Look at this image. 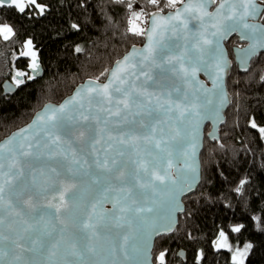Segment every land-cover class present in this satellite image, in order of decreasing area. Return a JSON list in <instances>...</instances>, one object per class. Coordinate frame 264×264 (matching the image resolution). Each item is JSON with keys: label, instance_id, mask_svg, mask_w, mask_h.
<instances>
[{"label": "water", "instance_id": "95a60500", "mask_svg": "<svg viewBox=\"0 0 264 264\" xmlns=\"http://www.w3.org/2000/svg\"><path fill=\"white\" fill-rule=\"evenodd\" d=\"M192 2L195 4L197 0ZM223 2L209 0L204 6L215 14ZM189 3L190 0H183L175 9L156 14L175 15L177 9L182 10ZM257 3L261 2L257 0ZM228 7L225 4V15ZM261 7L264 9V4ZM263 12L255 19L249 17L246 22L258 28L264 26L260 20ZM196 15L185 13L187 28L178 24L175 32L170 29L164 35L154 60L141 64V57H136V68L131 70L135 71V76H129L125 84L116 81L109 89L111 103L95 93L77 97V92L88 86L108 84L118 62L123 61L133 48H146V36L142 44L131 46L115 61L105 80H85L61 102L46 103L27 124L0 141V145L12 141L9 145L12 151L5 149L0 154V164L4 165L0 172L7 174L3 179L10 181L4 184V199L0 203V218L4 221L0 224V264H155L156 240L177 229L179 217L186 210L184 199L195 193L201 182V153L206 136L212 142L220 141L225 111L231 104L227 78L232 63L226 43L235 36L239 38L241 45L233 47V54L241 73L249 72L252 60L264 54V48L257 46V54L248 57L254 44L264 43V28L253 32L243 28L242 24L227 20L223 22L227 35L220 38L211 36L215 29L209 27L207 38L213 40V44L205 46L204 60L209 65L213 63L217 54L215 42L219 40L226 59L223 80L217 81L220 86L216 87L208 72L201 71L198 80L204 88L190 85L183 78L180 63H169L168 58L183 55L184 64L188 66L196 56L202 31ZM150 19L151 16L146 28L150 27ZM232 27H235L234 31ZM31 73L35 78L40 77L41 66L38 72L32 69ZM117 88L123 91H116ZM194 88L198 89L195 95ZM17 90L12 80L7 79L2 84L5 96H13ZM74 97L78 103L70 105L64 113H58L55 121L36 123L38 115L59 108ZM125 99L128 108L118 103ZM175 103H196L200 115L186 114L178 119L180 113L174 108ZM169 108L173 110L169 111ZM117 111L120 114L114 115ZM208 125L211 129L206 133ZM57 136L59 141L51 143ZM152 137L166 141L161 148L167 151L156 148ZM28 152L31 154H23ZM169 161L171 168H168ZM13 163L15 167H10ZM189 166L195 167L196 172L193 173ZM153 170L162 174L164 170L171 172L176 183L162 186L156 182L155 190L141 188L139 185L151 179ZM193 175L196 181L188 191L187 182ZM66 186H71V191L64 194ZM121 188L131 189L129 202L136 199L139 204L152 207L153 211L139 216L129 214L130 223L117 225L113 217L118 213L113 211V204L117 196L123 195L118 191ZM61 194L66 203L57 211L53 205H61ZM28 201L31 207L26 203ZM176 203L180 210L175 209ZM90 216L91 222L98 224L95 235L84 227ZM170 221L171 230H166ZM57 243L58 247L53 248ZM90 248L95 251H89ZM52 251L56 252L55 256L51 255ZM186 254L182 249L178 256L186 262Z\"/></svg>", "mask_w": 264, "mask_h": 264}, {"label": "trees", "instance_id": "16d2710c", "mask_svg": "<svg viewBox=\"0 0 264 264\" xmlns=\"http://www.w3.org/2000/svg\"><path fill=\"white\" fill-rule=\"evenodd\" d=\"M37 2L45 6L43 13L33 6L25 13L0 8V25L8 24L16 33L9 40L0 36V141L27 124L46 103L61 102L85 80H105L116 60L131 46L144 42V36L129 31L133 12L142 11L148 21L161 8L166 13L180 5L167 6L166 0L159 5L149 0ZM144 20L138 24L142 26ZM260 20L264 23V12ZM144 24L146 28L148 23ZM27 39L38 50L41 66V75L34 80H27L33 76L30 59L16 56ZM239 45L237 36L226 43L232 63L227 78L231 104L225 111L220 141L212 142L206 136L201 182L184 199L186 210L177 229L156 240L155 264H160L161 253L165 264H233L230 251H217L213 245L221 230L233 242H251L244 264H264V134L259 131L264 127V54L252 60L249 72L241 73L233 54V47ZM16 69L27 72L22 78L26 83L13 96H5L2 84L13 81ZM253 120L257 128L252 127ZM210 129L208 125L206 133ZM241 181L246 183L241 185ZM236 224L244 225L240 233L232 231ZM182 249L186 262L178 256Z\"/></svg>", "mask_w": 264, "mask_h": 264}, {"label": "snow or ice", "instance_id": "6c2138e0", "mask_svg": "<svg viewBox=\"0 0 264 264\" xmlns=\"http://www.w3.org/2000/svg\"><path fill=\"white\" fill-rule=\"evenodd\" d=\"M116 3L123 4L125 0H115ZM183 0H166L167 6L175 8L178 3H182ZM209 0H197V3H193L192 0H190V3L185 5L182 10L177 9L175 15H169V16H163V15H157L156 13L151 14L150 19V27L145 28L142 27L140 24L137 23V21L144 20V14L143 12H133L132 18L129 21L130 28L129 31L133 35L137 36H146L148 40V44L145 49L143 50H136L133 48L132 52L129 53L128 56H126L123 61L118 62L117 66L114 71L111 73V79L108 84L103 85L102 87H92L88 86L86 88H82L79 92H77V97H80L83 95L91 96L93 93L105 97L109 103H111L112 95L110 92V88L113 83L116 81H119L121 84L127 83V78L129 76H135V71H131L132 69L136 68V57H141L140 63L143 64L144 62L154 60L155 54L157 51V46L162 43L164 39V35L171 29L173 32L177 30V25H183V27L186 29L188 26V21L184 19V14H192L196 13V18L201 21V28L202 31L200 33L201 39L197 42L196 46V56L191 60L190 64L188 66H185L184 64V56H177V57H169L168 62L172 63L173 61H178L180 63V71L183 73V78L190 84V85H198L199 89H203L204 85L199 82L198 80V73L201 71L208 72L210 77L213 79V84L216 87H219L220 85L217 84V81L222 82L223 80V73L225 72V64L226 59L224 56L223 49L220 47L219 40L215 42L216 44V51L217 54L213 60V63L211 65L208 64L206 60H204V54L206 51L205 46H210L213 44V40L208 39V28L211 27L212 29H215V31L211 32L210 35L213 37H220L224 38L227 35L228 30L223 27V22L227 20H233L238 24H242V27L245 29H251L253 32L261 30V28H264V26H261L258 28L257 25L249 24L247 23V19L249 17L255 19L256 16L260 15L262 10L261 4H264V0H261V3H257V0H224L223 3L220 4L219 8L217 9L216 13L213 14L209 12L205 8V4L208 3ZM149 3L152 5H159L160 0H149ZM225 4H227L229 7L227 9V15L224 13ZM31 5L37 9L40 10L41 13L44 12V7L37 3V0H0V8H3L5 6L14 8L15 10H18L20 13H25L28 6ZM239 5V7H237ZM127 7L131 9L133 7V4L129 2L127 4ZM163 9L161 8V12ZM205 18H208V21H205ZM214 21V22H213ZM144 23H149V21L144 20ZM231 30H235V27H232ZM16 33L14 29L9 25H0V36L3 37L4 40H9L13 36H15ZM257 46L264 48V43L254 44L252 48L249 51L248 57L250 58L252 55H256V48ZM26 51L22 53L23 56H29L31 57V68L34 72H38L39 70V63H38V57L37 53L33 50V42L31 39H28L25 42ZM77 51H80L79 48H77ZM209 69H212V71H209ZM245 71H247V67L244 68ZM106 74V73H105ZM144 75H147V73H144ZM25 76L24 72H17L16 73V79H15V85L16 87H20L21 85H24L26 83V80L20 79L19 77ZM138 78V77H137ZM35 76H27V80H34ZM264 79V77H262ZM198 90L196 88L193 89V95H195V91ZM116 91H123L121 88H117ZM127 95V94H126ZM184 99H187V95L185 94ZM78 103L77 99L74 97L67 101L64 105H61L59 108L55 109H48V111L44 112L41 115H38L36 123H44L47 124L49 121H55L57 119L58 113H64L68 110L70 105ZM119 104H123L124 108H128V102L127 100H120L118 101ZM166 103H173L166 101ZM82 106V105H81ZM174 108L179 110V117L178 119L184 118L186 114H190L191 117H198L200 115L198 110V105L196 103H191L190 105H184L182 103H175ZM173 110L172 108H169V111ZM114 115H119V111L116 113H113ZM85 119H87L85 117ZM252 127L257 128L256 122L252 121ZM196 131L199 130V125H195ZM175 131V130H174ZM259 131L264 134V127H260ZM177 131V135H178ZM22 135V133L20 134ZM83 135V133H81ZM211 135V134H210ZM215 139V136H213ZM60 137H55L51 143L55 144L57 141H59ZM155 142V147L160 149L162 152L167 151L166 148H161V144L166 143L164 140H155V137L150 138ZM172 139H175L173 136ZM123 143V141H121ZM12 144V141H9L8 144L0 145V154H2L5 149H7L9 152L12 151V148L9 147V145ZM31 147V145L29 146ZM195 145H193V148ZM24 155H30L31 153H23ZM194 151L192 155H194ZM74 155V154H73ZM2 158V157H0ZM78 163V161H75ZM105 162V166H106ZM115 163V161L113 162ZM171 161L168 163V168H171ZM4 165L0 164V169H3ZM10 167H15V164L13 163L10 165ZM143 167V166H142ZM191 167V166H189ZM146 172L148 171L147 168L144 169ZM191 171L193 173L196 172L195 167H191ZM7 174L0 172V203L3 202L4 199V184L9 183L10 181L7 179H3L4 176ZM120 175L122 176L123 173L121 172ZM151 179L147 183H141L139 186L141 188H151L155 190L157 187L156 182H159V185L162 186H168L169 184L174 185L176 181L172 178L171 172L164 170L163 174L161 171L153 170L150 173ZM196 181V176L193 175L191 178V181L187 182V189L188 191L192 190V184ZM246 183V181H241V185ZM71 191V186H66L64 188V194ZM113 191H115L113 189ZM120 193H123L122 196H117L115 198L114 204H113V211L115 213H118L117 215H114L113 219L115 220L117 225H121L122 222H129V214H132L133 216H139L141 213H150L153 211L152 207H147L143 204H139L136 199H131L129 202V198L132 196L131 189H125L121 188L118 190ZM183 191V190H181ZM239 191V189H237ZM64 194H61L60 201L61 205H53V207H56L57 211L60 210V207L66 203L64 200ZM107 199V197H105ZM175 200V197H173ZM31 207V202H26ZM11 207V205H9ZM95 208V206H94ZM175 209L180 210V205L178 203L175 204ZM16 215H19V213H16ZM100 219H103V216L100 217ZM256 219V218H254ZM92 217H89V222L84 225L85 228H88L92 231V234H96V228L98 227L97 223H92ZM3 219L0 218V224H3ZM171 224L172 221H170L169 226L166 230H171ZM244 228L243 224H240L238 226H234L232 228L233 232L240 233L241 230ZM27 231V229H25ZM127 237H125V240ZM229 237L225 234L223 230L219 232V239L215 242L216 250L219 251L220 249H228L229 251H232V245L228 242ZM58 247V243L53 245V248ZM252 248L251 244H247L243 250L237 248L236 251L233 254V264H244V261L247 257L248 251ZM89 251H95L94 248H90ZM52 256L56 255L55 251L51 252ZM201 257L203 258V253H201ZM160 264H165V255L164 253H161L159 256ZM54 264V262H53Z\"/></svg>", "mask_w": 264, "mask_h": 264}, {"label": "rangeland", "instance_id": "374dc122", "mask_svg": "<svg viewBox=\"0 0 264 264\" xmlns=\"http://www.w3.org/2000/svg\"><path fill=\"white\" fill-rule=\"evenodd\" d=\"M37 3H38V2H37ZM40 5H42V4H40ZM29 6H31V5H29ZM42 6H43L44 9H45V6H44V5H42ZM37 10L40 12L39 9H37ZM139 22H140V21H137V23H139ZM3 25H8V24H3ZM9 26H10V25H9ZM11 27H12V26H11ZM142 27H145V24H144V23L142 24ZM27 40H28V39H27ZM27 40H26V41H27ZM26 41H25V42H26ZM25 42L23 43L21 49H20L19 51L16 52V56H23L22 53H23L24 51H26ZM240 45H241V43H240ZM33 46H34V44H33ZM33 50L37 53V57H38V50L35 48V46H34ZM26 57H28V58L30 59V68H31V57H29V56H26ZM31 69H32V68H31ZM17 72H24L25 74L27 73V72H25V71H23V70L16 69V70H15V73H14V78H13L14 82H15V79H16V73H17ZM19 78L22 79L23 77H19ZM238 225H239V224H236V225H234V226H238ZM223 231H224V230H223ZM224 232H225V234L229 237L228 233H227L226 231H224ZM218 239H219V236L216 238V240H215L214 243H213L215 249H216L215 242H216ZM228 242L232 245V251H230V252H231V260H232V262H233V259H232L233 254H234V252L236 251L237 248L243 250V248H244L247 244H251L250 241H245V242L239 244V243L233 242V241L230 239V237H229ZM251 245H252V244H251ZM224 250H228V249H224ZM250 250H251V249H250ZM250 250L248 251V254H249ZM228 251H229V250H228ZM248 254H247V256H248ZM200 256H201V254H200ZM246 259H247V257H246ZM246 259H245V261H246ZM245 261H244V263H245Z\"/></svg>", "mask_w": 264, "mask_h": 264}, {"label": "flooded vegetation", "instance_id": "af4514ba", "mask_svg": "<svg viewBox=\"0 0 264 264\" xmlns=\"http://www.w3.org/2000/svg\"><path fill=\"white\" fill-rule=\"evenodd\" d=\"M13 82H14V80H13ZM15 83V82H14Z\"/></svg>", "mask_w": 264, "mask_h": 264}]
</instances>
